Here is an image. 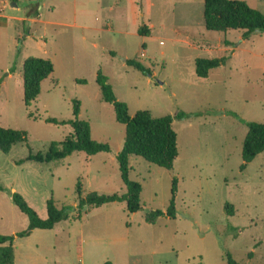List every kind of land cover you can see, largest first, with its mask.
I'll return each mask as SVG.
<instances>
[{
	"label": "rangeland",
	"instance_id": "1",
	"mask_svg": "<svg viewBox=\"0 0 264 264\" xmlns=\"http://www.w3.org/2000/svg\"><path fill=\"white\" fill-rule=\"evenodd\" d=\"M0 1V126L29 136L9 153L0 149V183L7 188L0 191L1 234L29 226L9 190L43 218L51 197L59 207L77 206L79 183L83 196L127 192L118 160L126 127L103 99L100 69L132 117L191 114L173 122L179 147L173 169L130 156L143 209L131 213L126 201H116L80 219L74 212L54 229L17 237L16 264H228V254L264 264V152L242 169L248 122L264 123V33L244 39L242 30H208L205 0H60L57 10L41 8V21L29 18L40 0ZM245 1L264 13V0ZM30 57L51 59L55 71L28 106L23 68ZM135 58L150 72L127 64ZM198 58L226 61L202 78ZM76 101L93 140L111 151L25 160L73 132L47 119L72 120ZM173 199L176 218L167 214ZM151 210L165 214L150 223Z\"/></svg>",
	"mask_w": 264,
	"mask_h": 264
},
{
	"label": "trees",
	"instance_id": "2",
	"mask_svg": "<svg viewBox=\"0 0 264 264\" xmlns=\"http://www.w3.org/2000/svg\"><path fill=\"white\" fill-rule=\"evenodd\" d=\"M40 5V1L36 3ZM204 17L206 28L210 31L228 32L230 30H242L243 38L249 39L255 32L264 33V13L252 7L245 0H205ZM142 36H148L143 27L139 28ZM226 58H198L196 60V73L199 77L206 78L210 72L221 66ZM127 64L144 73L149 69L137 58L127 59ZM14 71L13 69L11 70ZM55 71L51 59L30 57L24 63V98L25 103L31 106L41 94L42 83ZM97 82L101 88L103 99L114 105L117 120L126 127V138L123 149L118 155L122 180L127 188L125 194H101L91 192L85 196L82 194L80 183L77 186L79 203L77 206L65 204L59 207L54 197L47 201L48 216L43 218L33 208L26 198L19 192L9 190L11 197L20 210L29 218V226L26 230L17 234L0 233V264H15V240L17 237H28L36 229H54L58 224L71 218L74 212L80 219L85 210L101 207L105 204L126 201L129 212L135 213L143 209L141 201L142 185L130 178V156H141L150 163L166 169H173L175 160L179 155L178 134L173 127L175 118L184 119L191 114L180 112L176 117L172 115L154 117L147 112L138 113L132 117L128 111V105L118 100L109 78L103 70L98 71ZM78 83L87 84L86 79H79ZM74 118L68 121H60L56 118H48L47 121L55 124H70L73 132L60 143H54L50 150L43 154H33L31 151L25 160H32L40 163L62 160L75 152H85L95 155L100 152H110L111 146L93 140L91 127L88 121L80 117L81 103L74 104ZM248 133L243 146V159L245 164L252 162L259 154L264 152V123L248 122ZM29 136L25 130L7 128L0 126V149L9 153L19 143H28ZM25 160L20 161L24 162ZM176 188V184H175ZM7 188L0 183V191ZM162 210H151L146 215L150 223L164 215ZM171 218L177 217L175 199L172 200L167 212ZM228 264H242L235 260L230 254L227 255ZM106 264H112L107 262ZM253 264V263H248Z\"/></svg>",
	"mask_w": 264,
	"mask_h": 264
},
{
	"label": "crops",
	"instance_id": "3",
	"mask_svg": "<svg viewBox=\"0 0 264 264\" xmlns=\"http://www.w3.org/2000/svg\"><path fill=\"white\" fill-rule=\"evenodd\" d=\"M46 0H40V4L42 3V6L39 5V11L35 10L30 16L29 18L31 19H38L41 21V18L43 16V12L41 11V8H44L45 6L48 7L51 10H57L58 5L56 4V2L60 1V0H47V2H49V4L47 5V3L45 2ZM17 2V1H16ZM1 3V1H0ZM18 5L15 3L14 6ZM15 264H16V259H15Z\"/></svg>",
	"mask_w": 264,
	"mask_h": 264
}]
</instances>
